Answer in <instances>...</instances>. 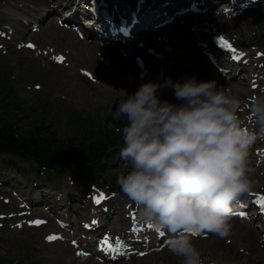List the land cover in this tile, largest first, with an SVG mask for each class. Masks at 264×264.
Wrapping results in <instances>:
<instances>
[{"label":"clouds","instance_id":"9594fccd","mask_svg":"<svg viewBox=\"0 0 264 264\" xmlns=\"http://www.w3.org/2000/svg\"><path fill=\"white\" fill-rule=\"evenodd\" d=\"M166 88L176 102L161 96ZM241 105L216 80L195 75L144 80L116 103L113 118L125 119L119 157L130 165L116 183L140 224L168 234L181 264H205L193 237H228L233 206L253 187L249 148L264 139V94L249 106L251 126Z\"/></svg>","mask_w":264,"mask_h":264},{"label":"rangeland","instance_id":"374dc122","mask_svg":"<svg viewBox=\"0 0 264 264\" xmlns=\"http://www.w3.org/2000/svg\"><path fill=\"white\" fill-rule=\"evenodd\" d=\"M38 2L40 0H15V3ZM9 4V6H8ZM37 4V3H35ZM37 4V5H39ZM14 8L22 14L26 12L33 13L27 5H23L27 10L16 7L11 1L0 0V20H11ZM44 5V4H42ZM27 15V14H26ZM29 15V14H28ZM247 18V15H245ZM251 20L250 18H248ZM249 26L244 32H236L234 30H219L221 33L232 35L237 38L238 43L242 46L253 44L264 46V0H262V8L260 13L254 14V19L249 21ZM221 29V28H220ZM171 32L170 30L168 31ZM50 35L38 37L43 44H52L55 51H68V67L58 66L56 64L50 67H41L39 63L33 64V57L27 51H10L6 54L0 52V77L4 78L3 82L9 84L10 91L7 87L0 86V126H7L5 123L11 124L14 135L21 136L25 132L30 133L33 139L40 143L51 142L52 145L61 144L66 136L76 134L82 131L94 129H112L110 134H114L125 124L124 117L113 118V112L116 103L123 95V90L132 93L138 85L144 80H163L165 77H171L173 80L187 76L195 75L198 80H216L219 86L229 89L232 94L234 90L230 89V81L222 78L218 73L208 67L207 62L201 54H197L195 50L190 53L179 48L167 52L168 57H161L158 60L151 61L148 59V65H145V71L136 69L132 60L125 64L123 71L116 70L113 66L111 55L106 49L104 52L109 60L101 63L98 60L100 53L97 48L90 52L86 48L85 41L79 40L75 36L68 40H62L57 37V33L52 29ZM181 49V48H180ZM180 54V56H178ZM150 59V60H149ZM95 61L101 68L94 70L91 66ZM174 61L176 63H174ZM79 68H89L97 78L95 82L87 81L79 72ZM237 81V80H236ZM41 83L42 88L34 91L32 85ZM238 86H246L240 83ZM161 96L172 102H176L175 97L170 89H163ZM248 96V94L245 93ZM77 119V127L69 121V118ZM118 131V132H119ZM47 139V140H45ZM81 140V139H80ZM62 141V142H61ZM122 143H118L112 147L113 156L107 160V172L116 173L126 172L130 165L119 157V151ZM116 153V155H115ZM2 156H0L1 158ZM10 158V157H9ZM17 164L20 167H27L28 163L17 158ZM61 171V179L53 173L50 178L54 180L52 187L62 183V187L68 191L69 187L65 183L64 175L67 174L65 167L58 168ZM253 171V170H252ZM255 173V172H254ZM49 173H46L48 175ZM253 183H257V188L264 184V179L258 174L250 177ZM42 185L45 181H40ZM75 192H81L85 188L84 183H75ZM50 200V199H47ZM134 206V204H133ZM231 225V233L226 238H219L211 233L206 234V238H196L193 243L201 253L206 249H211L210 255L204 257H213L214 260L223 262L222 257L226 260L227 250H234L238 255L245 258H252V250L255 249L254 255L259 256L261 247L254 241L258 240L256 230L251 229L247 222H229ZM8 228H0V256L3 260L9 262L13 257L10 254L18 251L22 257V262L16 264H27L25 260L30 256L28 251L36 241H29L28 236H37V230L34 233L26 231V236L18 235L20 231ZM22 231V230H21ZM210 235V236H209ZM20 238V239H19ZM19 239V240H17ZM39 237L36 240L39 241ZM25 240H28L24 242ZM254 247V249H253ZM226 248V249H225ZM251 252L248 253L247 250ZM232 250V251H233ZM7 256H3L2 253ZM264 252V251H263ZM32 262L34 264H105L97 263L93 259H78L72 256L61 244L58 246L43 245L42 247L33 248ZM203 257V256H202ZM139 263L130 262L128 264H181V258L171 254L168 250L163 253H156L138 260ZM264 259H262V263ZM240 264V263H239Z\"/></svg>","mask_w":264,"mask_h":264},{"label":"bare ground","instance_id":"6f19581e","mask_svg":"<svg viewBox=\"0 0 264 264\" xmlns=\"http://www.w3.org/2000/svg\"><path fill=\"white\" fill-rule=\"evenodd\" d=\"M158 2H154L151 4V7H145V9L148 11V13L153 12L154 11V6L157 5L159 2H161L162 0H155ZM208 1V0H207ZM243 4L238 5V8L236 10L235 15L232 14H228V13H209V12H205L204 16L197 21V23H195L196 27L195 29L197 31H199L198 35V40L203 39L204 35L208 33L209 30H234L236 32H244L247 30V27L249 26V21H251L252 19H254V14L256 13H260L261 12V8H262V0H257L256 2H252L250 0H243ZM236 6V5H235ZM166 8L169 9H174V7L172 6H166ZM245 15H247V18L245 17ZM248 18H250L251 20H249ZM49 25L52 27L50 21H49ZM49 25H44L43 28L41 29V32L46 30L47 27ZM221 28V29H220ZM55 31H60L61 34H58V38L62 39V40H68L69 38L72 37V33H69L68 31H63V30H57L56 28H54ZM166 30V28L164 29ZM167 30H171V33L175 34H179L181 35V43L177 42V37L174 35V39L173 41H169L167 44L170 45L173 49L175 48V43L177 45H179L181 47L180 51L183 53L184 51H186L187 53H190L192 50H195L196 53H198V49H196V47H194L193 44V40L195 38L196 35H193L192 32H190V30L186 28L185 25H180L179 23H175L169 27H167ZM39 35L41 33H38ZM49 34L48 32L45 33L44 35ZM86 48L88 50H90V52H93V50H95V48H97L98 51L102 52L101 48H98L99 45H97L95 42L91 41L90 43H86ZM260 48V47H259ZM108 53L111 55L112 58V62H113V66L116 70L119 71H123L125 68V64L124 62L121 60L120 58V53L117 49H114V47H109L108 48ZM191 54V53H190ZM262 54L264 57V49H262ZM126 63H129V60H125ZM261 64L264 62V59H262ZM91 66L93 67L94 70H98L101 68V65H99L98 63H96L95 61L92 62ZM244 68V66H243ZM242 68L238 69L236 71V74L241 70ZM230 80V79H229ZM242 81H237L235 83V86L233 87V85L231 86V88H233L234 93L236 94V96H240L242 95V98H245L247 95H244L242 93L244 92H249L247 90V88H243V86H238L240 83H245V79H242ZM243 103L241 105V107H243ZM256 244H258V240L254 241ZM226 249V248H225ZM254 249V247H253ZM233 250V249H232ZM227 250V259L224 260V258L222 257L223 262H226V264H262V259H264V254L261 255L260 251H259V256H255V259L250 258V257H243L238 255V253L234 252V250ZM211 249H206L205 251H203L202 256L205 259V264H207V262L209 260H214L213 257H204L205 255H210L211 254ZM248 253L246 254H251V252L249 251V249L247 250ZM252 252H255V249L252 250ZM222 262V264H223Z\"/></svg>","mask_w":264,"mask_h":264},{"label":"trees","instance_id":"16d2710c","mask_svg":"<svg viewBox=\"0 0 264 264\" xmlns=\"http://www.w3.org/2000/svg\"><path fill=\"white\" fill-rule=\"evenodd\" d=\"M79 136L66 137L60 145L56 146L57 148H54L48 140L43 143L44 145L38 144L30 133L16 137L8 126L5 130L0 129V150L34 158L43 165L67 164L78 179H96V173L103 166L101 160L107 156L105 151L110 145L109 141L104 143L105 139H97V136H93L94 140L91 139L90 142L80 145L74 143L81 139ZM82 137L86 136L83 134Z\"/></svg>","mask_w":264,"mask_h":264},{"label":"snow or ice","instance_id":"6c2138e0","mask_svg":"<svg viewBox=\"0 0 264 264\" xmlns=\"http://www.w3.org/2000/svg\"><path fill=\"white\" fill-rule=\"evenodd\" d=\"M221 44L224 45L225 47H230V45L226 41H224L223 38H221ZM27 47L34 48L35 45L28 44ZM53 59L56 60L57 62H61V63L64 62V60H65V58L63 56H55ZM103 199H105V196L103 194H100L99 196L93 197V201H94L95 204H100ZM256 203L259 205L260 211L264 212V195L257 196ZM231 214H232V212H231ZM239 215L243 216L244 213L241 212ZM133 218H134V216H133ZM95 222L96 221H92V223H95ZM32 223L39 225V224H41L43 222L39 221V220H36V221H33ZM86 227H87V225H86ZM147 227L150 228V229L152 228L151 225H148ZM132 231H137V229L135 227H133ZM156 232L160 236H164L163 232H160L159 230H156ZM193 235H195V233H193ZM46 239L48 241H52V240L58 239V237H56L54 235H49L48 237H46ZM104 242L107 243V238H105Z\"/></svg>","mask_w":264,"mask_h":264}]
</instances>
